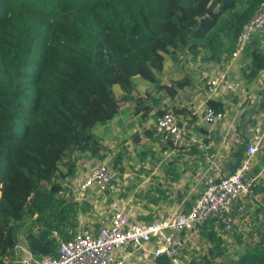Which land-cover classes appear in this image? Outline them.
<instances>
[{"label": "trees", "instance_id": "trees-1", "mask_svg": "<svg viewBox=\"0 0 264 264\" xmlns=\"http://www.w3.org/2000/svg\"><path fill=\"white\" fill-rule=\"evenodd\" d=\"M262 1L0 0V264L15 261L23 230L39 259L58 257L60 243L77 234L90 206L58 198L60 180L76 173L82 157L106 160L95 129L112 121L122 103L134 102L135 114L148 112L145 99L132 96L133 79L157 83L168 54L176 61L201 50L209 61L229 58ZM245 52V79L253 81L264 70V51ZM186 86L176 80L161 88L174 97ZM207 107L224 110L213 100ZM210 224L200 233L215 238L212 257L190 264H225L221 258L264 264V230L230 259ZM158 263L171 264L167 258Z\"/></svg>", "mask_w": 264, "mask_h": 264}, {"label": "crops", "instance_id": "crops-1", "mask_svg": "<svg viewBox=\"0 0 264 264\" xmlns=\"http://www.w3.org/2000/svg\"><path fill=\"white\" fill-rule=\"evenodd\" d=\"M251 48H260L264 51V32L253 37L239 59L234 60L232 56L229 58L225 56L220 61L207 59L204 62L206 68L202 71L204 79L211 73L228 70L232 78L242 82L243 91L240 94L223 93L211 99L223 106L224 118L220 123L210 125L204 122V110L207 102L210 101L205 95L206 80L201 84L197 81V69L185 66L186 60L176 61L168 54L165 55L163 71L157 75V83H149L140 77L133 79L136 88L132 96L135 99H145V106L149 108L148 112L135 114L134 102H124L112 121L95 129V133L103 141L104 148L108 147L110 142L126 141L134 133L142 132L140 135L144 134L143 136L150 144L149 151L145 150L146 156L149 154L154 160L160 157L158 163L151 158L146 160V156L144 157L146 160L143 163L144 171L132 174L133 177L129 174L134 181H141L142 178L144 188L139 190L137 186H133L128 199L120 198L127 201L125 203L127 214H129L128 211L132 215L136 212L139 214L137 223L150 224L168 212L188 211L202 193L193 195V192H198L192 188L193 183H198L206 176L217 177L230 174L237 168L248 142L252 139L254 127L259 122L264 123V70L253 81L245 79V71L250 65V59L245 51ZM183 54H187L186 57L191 54L195 59L191 52ZM176 80H184L187 86L177 90L174 97H169L161 87L170 86ZM114 92L116 94L115 89ZM116 97L120 99L122 93L116 94ZM166 110L177 112L176 114L188 123L190 132L199 139L198 144L174 145L172 143L171 145L164 143L155 136V133L153 134L157 113ZM157 141L161 142V149L155 148L154 143ZM111 148V150H117V145ZM242 148L243 150L239 151ZM168 154H176L179 158L168 159ZM83 162L85 158L82 157L77 163L78 170ZM249 176L255 179L257 200L245 204L247 227L245 237L247 243H253L259 241L258 233L264 230V143L253 160ZM115 180H117V174ZM188 182L192 184L185 185ZM192 198H194L193 202ZM106 223L105 221L102 226ZM151 249L152 245L147 248V251L129 247L118 255L117 260L122 264H159L158 260H154L150 254Z\"/></svg>", "mask_w": 264, "mask_h": 264}, {"label": "built area", "instance_id": "built-area-1", "mask_svg": "<svg viewBox=\"0 0 264 264\" xmlns=\"http://www.w3.org/2000/svg\"><path fill=\"white\" fill-rule=\"evenodd\" d=\"M264 32V0L260 3L251 19L244 24L236 38L234 60L239 59L246 46L259 33ZM187 54H180L179 60L185 61ZM205 95L211 100L220 94L238 95L243 91L242 82L232 78L230 71L214 72L205 79ZM204 122L210 125L220 123L224 116L209 107L204 110ZM156 135L163 142L174 145L199 143V139L190 132L188 123L174 111L167 110L157 118ZM264 143V123L259 122L253 129V135L246 147L243 158L230 174L217 177L206 176L205 188L196 198L192 207L186 211H172L159 216L148 224L132 221L127 214V205L113 200L109 206V218L106 224L93 233L77 232L66 242H61L58 257H35L25 243L15 250L16 264H122L118 255L129 247L147 251L154 260L167 258L171 264H183L182 252L194 233L209 223L220 226L228 234L245 237V204L257 200L255 179L249 175L253 160ZM116 179V173L104 161L97 164L84 177L79 173L66 174L61 180L62 188L58 198L65 199L73 194L78 203L85 202L94 195L106 196ZM96 200V198H93ZM53 235L58 237V233Z\"/></svg>", "mask_w": 264, "mask_h": 264}, {"label": "rangeland", "instance_id": "rangeland-1", "mask_svg": "<svg viewBox=\"0 0 264 264\" xmlns=\"http://www.w3.org/2000/svg\"><path fill=\"white\" fill-rule=\"evenodd\" d=\"M246 6V3L243 5ZM225 44H227V47L229 45V41L226 39L223 40ZM200 54H198L195 57V59L192 58L191 54L186 57L185 66H188L189 68H192L196 70L197 75V81H199L202 84V81H204V77L202 75V71H205V63L207 61V58H209V53L205 50L199 51ZM225 57V56H224ZM223 58V56H222ZM196 60V61H194ZM195 62V63H194ZM188 64V65H187ZM202 77V79H201ZM116 94H121L122 91L119 87H115ZM142 132L134 133L132 136L129 137V140L123 141L120 140L118 142H110L108 144V147L105 146V150L103 154L106 156L105 159L107 160L109 166L112 168V165H115L114 171L117 174V180L113 183V185L110 188V192L106 194L103 198L102 196L94 195L93 198H96L94 200L93 198L89 197L85 202H87L90 206L89 211L80 216L79 220V227L78 232H84V233H93L95 232L102 224L109 218V206L110 201L113 199L119 200L121 203H126L127 201H124L123 199H128L131 195V190H133V186H137V189L144 188V182L141 178V181L133 180L131 178L132 174L136 173L139 174L140 171H144L143 163L146 162V160H149L151 158L154 160L149 154L146 156V151H149L150 144L148 141H146L144 134L140 135ZM145 139V140H144ZM157 143V144H156ZM155 148L161 149V142H156ZM114 145H117V150H111V147H114ZM158 151V150H157ZM112 156V157H111ZM146 156V160L145 157ZM155 155H153L154 157ZM168 159H178L179 157L175 155L168 154ZM159 158H155V162L158 163ZM145 160V161H144ZM101 163V161L98 159V157H85V162H83L82 166L80 167V170H78V167L76 169V173H79L80 176L86 177L90 171L97 165ZM131 174V176H129ZM128 175V176H127ZM133 177V176H132ZM192 183H186L185 185H191ZM195 190H198V192H193L194 194H198L199 192H203L205 188V181L204 179L200 180L198 183L192 184ZM123 198V199H120ZM69 202L75 201L73 194H68L65 198ZM194 198L191 199L193 202ZM128 215L130 216V219L132 221H138L137 218L139 217V214L136 212L132 215L130 211H128ZM212 225V228L216 234V238L222 237L223 244L225 249L227 250V255L230 259H237V253L241 251L242 249H245V244L247 243V238H243L239 240L236 238L234 234H228L222 230L220 226L210 224ZM201 230L197 231L193 234L190 241L187 243L185 250L182 252L181 262L183 264H190L192 261H200L203 256H207L208 258H211L212 255L210 254V249H214L215 245V238H212L213 241L208 240V238L205 235H202L200 233ZM210 231L207 230V232ZM24 230L20 232L19 236V242L24 241ZM243 244V245H242ZM245 245V246H244ZM216 253V251H215ZM219 263H225L229 262L226 258H221L218 260ZM6 264H16L15 262H7Z\"/></svg>", "mask_w": 264, "mask_h": 264}]
</instances>
